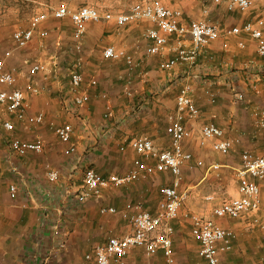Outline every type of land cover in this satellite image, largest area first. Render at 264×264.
Returning a JSON list of instances; mask_svg holds the SVG:
<instances>
[{"label": "crops", "instance_id": "1", "mask_svg": "<svg viewBox=\"0 0 264 264\" xmlns=\"http://www.w3.org/2000/svg\"><path fill=\"white\" fill-rule=\"evenodd\" d=\"M61 1L77 8L89 0H77L73 5L71 0ZM161 1L180 9L185 23L205 18L222 27H233L248 20L237 18L242 12L227 9L224 0ZM50 25L53 29L47 45L35 32L28 46L5 57L6 69L15 72L17 86L25 90L26 112H42L43 119L39 123L20 121L0 104V264H79L93 245L130 231L129 220L120 211L101 213L100 208L121 210L126 203H139L155 212L160 186L172 181L169 171L103 188L100 196L84 201L77 195L85 189L82 181L86 168L92 167L103 176L120 175L134 165L135 159L144 158L126 145L132 137L146 135L158 149L169 145L167 119L176 112L175 97L184 84L190 86L199 114L182 118L191 129V136L182 144L192 154V160L181 168L179 191L185 193L183 201L234 231L231 248L219 253L217 264H264V226L250 221L257 217L264 224V181L257 180L260 202L251 218L211 214L213 204L228 195H238L236 169L241 150L264 156V119L260 122L264 118V56L257 54L255 42L245 35L232 36L225 48L218 39L193 63L161 70L159 61L175 55L177 40L170 36L161 52L146 53L149 41L144 31L155 26L151 21L120 27L112 21L88 22L80 50L73 48L74 27L69 18ZM262 30L264 37V25ZM240 37L245 40L243 47L236 44ZM107 45L126 50L138 65L129 69L122 59L104 58L102 49ZM5 50L0 49V58ZM36 61L43 62L45 69L30 74L28 68ZM71 70H78L85 78L80 90L89 97L81 106L74 105L68 87ZM91 77L97 80L95 85L86 83ZM29 85H37L40 92L31 93L26 88ZM5 119L12 121V131L2 129ZM64 123L72 127L71 140L76 145L72 154L64 153L65 143L54 132ZM206 123H215L224 130V137L235 139L227 154L213 150L209 144L212 140L197 143L199 128ZM11 136L26 140L38 136L44 148L39 153L16 155L8 146ZM196 159L203 164L190 166ZM146 160L154 162L152 157ZM215 162L218 168L208 167ZM49 169L57 170L55 180L47 178ZM11 184L16 186L14 196L9 192ZM207 195H214V199H205ZM172 226L175 264H207L198 254L199 243L190 233V221L177 217ZM164 259L162 250L147 258L141 247H132L125 260L126 264H166Z\"/></svg>", "mask_w": 264, "mask_h": 264}, {"label": "built area", "instance_id": "2", "mask_svg": "<svg viewBox=\"0 0 264 264\" xmlns=\"http://www.w3.org/2000/svg\"><path fill=\"white\" fill-rule=\"evenodd\" d=\"M219 3L223 0H212ZM227 9L238 10L242 13L251 10L253 0H224ZM207 12V8L203 9ZM54 18H69L73 25V48L80 50L82 34L88 22L98 23L101 21H112L117 27L127 23L148 20L155 26L147 27L144 37L149 41L146 46V53L155 54L162 51L167 45L170 36L177 40L175 55L161 59L158 68L170 70L179 63H193L197 56L201 54L205 47L215 40H221L222 46H228V39L232 36L245 35L255 42V49L258 55L264 56V37L262 26L264 25V15L257 14L254 18L248 19L241 24L221 27L205 18L194 19L189 23L182 21V12L178 8L170 7L161 0L135 1L126 10L112 12L110 10L101 11L93 5H82L77 8H70L66 2L60 1L50 12ZM47 18L46 12L33 15L26 28L14 29L12 33L13 48H24L34 37L41 21ZM40 35H47L46 29H38ZM244 39L240 37L236 44L244 46ZM12 49L4 52V57L0 58V104L3 103L7 112L23 122L39 123L43 119V113L38 112L29 115L26 112L27 101L25 90L17 86V76L15 72L6 69L5 57L10 56ZM102 56L108 59H122L132 69L138 65L134 56L122 48L114 45H107L102 49ZM45 65L41 61L30 64L28 71L34 74L44 70ZM69 89L72 92L74 105L81 106L88 99V93L80 90V86L85 83V78L78 70L69 72ZM97 80L89 78L86 83L95 85ZM175 97L176 112L168 116L166 133L169 136V145L158 149L152 144L151 138L146 135L132 137L126 145L142 154L144 158L135 159L134 165L123 174H109L103 176L94 168L88 167L83 173L82 193L77 195L79 201L86 200L89 196L98 197L103 188L112 185H121L155 172L169 171L173 178L171 183L161 185L159 188L160 198L157 201L155 212H150L139 203H126L121 210L113 207L100 208L101 213H117L128 218L130 231L121 235H111L104 242L97 243L90 250L84 253L79 264H126V255L132 247H141L145 257L149 258L157 250H162L166 264H175L172 236V220L177 217H184L190 221V233L199 243L198 254L207 264H217L220 252L231 248V240L234 231L224 227L211 217H207L200 212L189 208L185 200V193L179 191L181 180V168L185 162L192 160L191 152L184 149L182 142L191 136V129L183 123V116L194 118L199 114V108L195 104L188 84L181 85ZM31 93L37 94L40 88L37 85L26 87ZM109 112L106 113V115ZM262 116V115H261ZM263 116L260 122H263ZM2 129L12 131L13 124L10 119L1 122ZM56 136L64 142V153L72 154L76 151V145L71 140L72 127L69 123L61 124L54 129ZM224 130L215 123H206L200 126L198 131V144L204 145L207 140H212L209 144L211 148L225 155L232 148L235 139L223 136ZM9 148L16 155H25L28 152L39 153L44 148L42 138L36 136L32 140L11 136L8 142ZM121 146L120 149H123ZM152 157L154 162L146 159ZM202 160L196 159L190 166L202 165ZM211 169L219 167L218 163H211ZM58 172L49 169L47 178L55 180ZM237 196L223 198L211 207V214L220 218H248L258 209L260 200V185L257 180L264 181V156L253 154L244 148L240 152V162L236 169ZM16 186L11 184L9 192L14 196ZM207 200H213L214 195H207ZM251 218V217H250ZM252 224L264 226L257 217L250 219ZM70 264V263H67Z\"/></svg>", "mask_w": 264, "mask_h": 264}, {"label": "rangeland", "instance_id": "3", "mask_svg": "<svg viewBox=\"0 0 264 264\" xmlns=\"http://www.w3.org/2000/svg\"><path fill=\"white\" fill-rule=\"evenodd\" d=\"M60 1L61 0H0V49L5 50L13 48V29L27 27L29 25L31 17L40 12H46L47 18L44 21L40 22L38 29H46L48 30V34L39 35L38 33L37 38L41 42H43V44L47 45V43L51 41L50 30L52 31L53 29V27L50 25L51 22L64 19L54 18L50 15L52 8L56 6ZM135 1L144 2L148 0H89L88 2L85 1L84 5H93L101 11L110 10L112 12H116L119 10H126L129 5ZM71 2H73V5L77 3V0H71ZM257 13H261V15H264V0H253V7L251 8V10L242 14L237 13V18L252 19ZM65 19L67 20V18ZM38 29H36L37 32ZM138 39H142L141 34ZM31 42H29L26 46H28ZM16 51H19V49H13L12 54ZM224 195L227 196L228 194L224 193ZM229 196L231 195H228L227 197Z\"/></svg>", "mask_w": 264, "mask_h": 264}]
</instances>
